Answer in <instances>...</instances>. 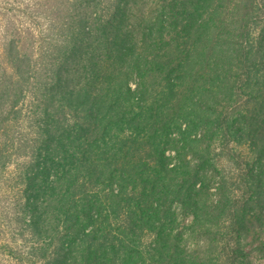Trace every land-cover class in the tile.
<instances>
[{
    "label": "trees",
    "instance_id": "16d2710c",
    "mask_svg": "<svg viewBox=\"0 0 264 264\" xmlns=\"http://www.w3.org/2000/svg\"><path fill=\"white\" fill-rule=\"evenodd\" d=\"M87 3L55 50L77 66L10 78L43 106L28 264L264 258V0Z\"/></svg>",
    "mask_w": 264,
    "mask_h": 264
},
{
    "label": "rangeland",
    "instance_id": "374dc122",
    "mask_svg": "<svg viewBox=\"0 0 264 264\" xmlns=\"http://www.w3.org/2000/svg\"><path fill=\"white\" fill-rule=\"evenodd\" d=\"M93 9L87 0H0V264H28V254L34 246L29 226L31 217L45 206L41 197L37 199L36 209L30 208L28 202L35 193L27 191V177L37 176L38 163L42 162L38 154L44 144L35 124L43 106L29 89H23L17 97L13 95L15 81L10 78L14 67L20 66L29 81H34L30 72L45 66L56 68L62 61L66 67L77 66L75 54L81 53L80 48H68L65 56L55 50L64 47V40L71 38L74 26L78 27L75 22L84 18L87 21ZM133 13L136 14L134 10ZM87 63V59L82 60V64ZM176 211L178 223H183L187 218L179 206ZM243 240L246 243L247 238ZM182 243L187 250H193L205 244V238L190 236L187 231ZM246 249L249 260L264 264L262 252L255 251L248 243ZM19 256L25 259L24 263L18 262Z\"/></svg>",
    "mask_w": 264,
    "mask_h": 264
}]
</instances>
